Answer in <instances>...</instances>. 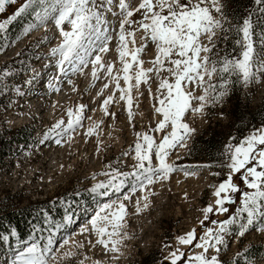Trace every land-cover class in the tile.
Listing matches in <instances>:
<instances>
[{"label":"rangeland","instance_id":"374dc122","mask_svg":"<svg viewBox=\"0 0 264 264\" xmlns=\"http://www.w3.org/2000/svg\"><path fill=\"white\" fill-rule=\"evenodd\" d=\"M116 2L118 0H114L113 11L118 12ZM139 2L132 0V5ZM23 3L25 0H17L16 4L5 5V12L0 13V22L6 21ZM222 3L228 17L226 0H222ZM105 16L110 23L104 27L108 28L107 34L112 39L109 42L110 51L103 54L104 61L115 62V68L119 69L121 65L116 52L118 21L110 12L105 11ZM133 19H140V15L137 14ZM30 25L35 27L29 30ZM64 28L70 30V25L65 23ZM233 31L220 33V36L227 35V41H231L229 33ZM260 33L255 35L254 41L260 58L264 59ZM140 35L137 33L138 44ZM235 41L231 42L235 44ZM61 42L62 37L54 20L49 18L40 22L31 8L0 31V131L5 130L8 137L16 136L19 139L31 136L25 144L16 143L0 162L1 206L19 209L31 204H44L42 207L46 213L42 218V227L53 231L43 235L40 233L44 236L43 242L51 234L56 240L70 238L69 245L63 251H76L71 243L73 240L84 244V248L79 251L91 258L85 264H92V261H100L101 264H171L170 254L177 250L184 253L185 257L199 253L201 249L194 247L198 241H193L192 245H182L178 237L195 229L199 238L204 235L206 228H218L219 225L211 221H223L236 215V209L241 207L242 192L252 191L246 188L240 174H235L233 180L241 192L229 193L234 201L225 205L229 212L220 214L214 211L205 220L203 209L215 205V188L227 178L229 172L224 167L228 163L225 146L229 143L238 144L254 130L246 131L236 141L231 139L234 131L230 126V99L240 93L243 99L244 96L250 98L252 108L260 105L264 99V74H259L258 82L250 83L247 87L242 83L230 86L229 94L219 104L207 107L203 115L186 114L185 122L195 131L187 139V147H177L167 159L169 164L183 170L170 173L167 179L154 178V183L150 185L144 181L146 188L142 192L137 177L133 175L137 172L134 147L138 133H148L157 142L163 136V133L152 131L161 119L154 111L159 81L153 77L148 84H141L138 90H133V115L130 120L127 102L119 99L120 93L115 91L103 71L99 73L101 78L96 81L91 76V65L84 68L82 73L73 74L69 71L64 76L59 72L56 66L59 56L53 57L51 49ZM221 42L219 39L213 50L219 56L239 53L240 49L237 48L234 53L229 51L223 54L224 46H219ZM155 55L154 45L149 44L142 55L145 68L152 66L150 61ZM65 68H68L67 64ZM5 72L10 75H4ZM68 79L73 83L69 84ZM40 81L44 82L39 84ZM104 83H109V88H103ZM121 86H124L122 80ZM57 88L59 91L55 90ZM101 90L103 95L99 94ZM196 94H200L199 90ZM109 95H114V102L108 105V112L112 115L106 114L102 108L103 100ZM81 104L86 106L81 126L63 135V139L55 134L47 135L46 138L49 129L59 120H64L66 126L68 110H75ZM90 127L96 128L91 136L86 134ZM209 132L222 142L218 158L221 155L223 157L213 165L201 155L196 158L191 150L194 140L201 135H210ZM57 139H61V144L56 143ZM157 164L154 158L153 166ZM185 171L194 174L185 175ZM123 173L129 175L124 176ZM110 181L115 184L124 181V184L120 191H116L110 186ZM98 184L106 187L93 191ZM105 192L106 195L103 194ZM125 196L130 198L125 200ZM111 201H122L127 209L123 229L127 235L122 238L119 252L115 254L105 253L101 245L90 247L89 241L95 244L97 239L95 234H81L80 231L101 205ZM55 207H62L61 219L52 218ZM246 223V214L241 213L237 223L229 226L227 247H222L218 254L222 264H264V218L258 217L246 234L240 237L237 235L240 224ZM32 242L30 240L21 246L15 244L12 251L17 250V253ZM257 246L261 247V251L255 255ZM16 253L8 254V251L0 249V264H12ZM83 255L78 259H82ZM114 255L118 258L113 259ZM207 255L217 253L210 249ZM177 264L186 262L182 260Z\"/></svg>","mask_w":264,"mask_h":264},{"label":"snow or ice","instance_id":"6c2138e0","mask_svg":"<svg viewBox=\"0 0 264 264\" xmlns=\"http://www.w3.org/2000/svg\"><path fill=\"white\" fill-rule=\"evenodd\" d=\"M16 2L0 0V13L5 12V5ZM254 3L259 6L257 11L264 14V0H254ZM113 6L114 0H25L6 21L0 22V31L30 8L40 22L49 18L54 20L62 37V42L51 49L53 57L59 56L56 61L59 72L64 76L69 71L73 74L82 73L84 68L91 65V76L96 81L101 78L99 73L103 71L115 91L120 93L119 99L127 102L130 120L133 115V90H138L141 84H148L153 77L159 81L154 97V111L161 119L152 131L163 133V136L157 142L148 133H138L134 147L137 172L133 175L137 177L140 191H144V181L150 185L154 183V178L167 179L170 173L183 170L169 164L167 159L172 150L187 147V139L195 131L185 122L186 114L203 115L207 107L219 104L229 94L230 86L242 83L247 87L250 83L258 82L259 74H264V59L260 58L261 54L257 52L254 41L255 23H264V19L254 21L255 13L250 12L242 23L230 25L222 0H140L135 6L132 0H118L115 3L118 12L113 11ZM105 11L112 13L118 21L116 52L121 65L119 69L115 68V62L104 61L103 54L110 51L109 42L112 39L107 34L108 28L104 27L110 23ZM137 14L140 19H133ZM65 23L70 25V30H65ZM226 24H229L227 28ZM32 27L35 25H30L29 30ZM233 28L237 36L235 45L240 51L234 56L221 57L213 51L221 39L220 33H227ZM137 33H141L139 44ZM259 35L260 47L264 49V30ZM222 38L227 40L228 36ZM149 44L154 45L156 55L150 61L152 66L145 68L142 55ZM65 64L68 68H65ZM163 73L168 75L164 76ZM4 75L10 73L5 72ZM121 80L124 82L123 87ZM68 83L73 82L68 79ZM109 83H104L103 88H109ZM16 90L19 93V88ZM55 90L59 91L58 88ZM197 90L199 95L196 94ZM149 92L151 94L150 88ZM99 94L103 95V90ZM113 102L114 95L103 100L102 108L108 115H112L108 112V105ZM85 108L81 104L75 110L69 109L66 126L64 120H59L49 129L46 138L50 134L63 137L81 126L85 119ZM95 130V127H90L86 134L91 136ZM56 143L61 144V139H57ZM225 154L228 163L224 167L229 172L227 178L215 188V205L203 209L205 220L214 211L220 214L229 212L225 205L234 203L229 193L241 192L240 187L234 183L235 174L239 173L246 188L252 191L242 192L241 207L236 209V215L223 221H211L214 225L218 224V228H206L204 235L199 238L195 229L178 237L182 245H192L193 241H198L194 247L201 251L187 257L179 250L172 252L171 264L182 260L186 264H222L218 254L222 247H227L229 226L237 223L241 213L246 214L247 223L240 224L237 232V235L243 237L258 217L264 218V126L254 129L238 144L226 145ZM154 158L158 161L156 166H153ZM190 174L194 173L185 171V175ZM123 184L124 181L119 184L110 181V186L116 191H120ZM105 187L104 184H98L93 191ZM129 198L124 197L125 200ZM144 199L147 200V196ZM144 206L147 207L146 204ZM126 215L127 209L122 201L105 203L90 217L88 224L81 228V234L94 233L97 239L95 244L89 241L90 247L101 245L105 253L115 254L119 252L122 238L127 235L123 232ZM69 243L70 238L56 240L49 234L46 242L41 243L36 239L21 248L12 264H85L91 259L79 251L84 248V244L78 241H71L76 251H63ZM210 249H214L217 255H207ZM81 255L83 258L78 259ZM116 258L114 255L113 259ZM92 264L101 262L92 261Z\"/></svg>","mask_w":264,"mask_h":264},{"label":"trees","instance_id":"16d2710c","mask_svg":"<svg viewBox=\"0 0 264 264\" xmlns=\"http://www.w3.org/2000/svg\"><path fill=\"white\" fill-rule=\"evenodd\" d=\"M226 4L229 7L228 20L233 26L242 23L243 18L247 17L250 12L255 13L253 16L254 21L264 19V14L257 11L259 6L255 5L254 0H226ZM252 7H255L254 10H251ZM262 24L263 23L259 22L255 23L256 34L264 30ZM233 30H235V28ZM229 39H231V41L237 39L234 31L229 33ZM221 41V44H218H220L219 46L221 47L224 46L222 49L224 52L223 54L229 51L234 53L233 49L236 48V45L233 44V42L227 40H224V42L223 38H221ZM237 91L239 92V90ZM230 100L232 106L229 112L231 120L230 126L234 131L235 137L233 141L240 139L246 131L264 125V99L260 105L254 108L250 106V98L244 96L243 99L240 93L234 97V99L231 98ZM209 134L210 135L206 137L201 135L195 139V142L191 145V150L195 153L194 156L196 158H199L201 155L207 163L213 165V163L220 161L222 159L221 157H223L221 155L220 159L218 158V152L222 147V142H219L212 132H209ZM27 138H31V136L19 139L16 136L8 137L7 131L5 130L2 132L0 131V162L4 160L6 153L10 151L16 143L25 144ZM2 201L3 200H0V249L11 250L15 244L21 246L23 242L36 239L43 243L44 236L42 235L46 232L48 234L50 231L49 229H51L47 228L46 230V228L42 227V218L46 213L44 207H42L44 204H31L19 209H9L7 206H1ZM61 209L62 207H55L56 212L51 213L52 218L61 219L63 217ZM35 228L37 230H34ZM38 228L43 230L37 233L36 231H38ZM40 233H42V235H40ZM3 237H7V239L5 240ZM256 249L257 252H255V255H258L259 251H261V247L257 246ZM250 251L251 250H248L247 252Z\"/></svg>","mask_w":264,"mask_h":264},{"label":"bare ground","instance_id":"6f19581e","mask_svg":"<svg viewBox=\"0 0 264 264\" xmlns=\"http://www.w3.org/2000/svg\"><path fill=\"white\" fill-rule=\"evenodd\" d=\"M59 30V29H58ZM53 110H55V108H53ZM55 112V111H54ZM52 115V114H51ZM70 137H71V135H70ZM65 138V137H64ZM72 138V137H71ZM61 139H63V137L61 138ZM143 192V191H142ZM58 255H59V253H58Z\"/></svg>","mask_w":264,"mask_h":264}]
</instances>
